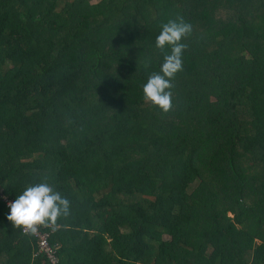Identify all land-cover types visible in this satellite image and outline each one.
Instances as JSON below:
<instances>
[{
	"label": "trees",
	"instance_id": "1",
	"mask_svg": "<svg viewBox=\"0 0 264 264\" xmlns=\"http://www.w3.org/2000/svg\"><path fill=\"white\" fill-rule=\"evenodd\" d=\"M182 18L164 113L143 99ZM47 183L58 264H264V0H0V187ZM0 202V264L34 239Z\"/></svg>",
	"mask_w": 264,
	"mask_h": 264
},
{
	"label": "clouds",
	"instance_id": "2",
	"mask_svg": "<svg viewBox=\"0 0 264 264\" xmlns=\"http://www.w3.org/2000/svg\"><path fill=\"white\" fill-rule=\"evenodd\" d=\"M192 25L182 18L170 20L161 26L155 46L170 47L159 72L152 73L143 85V99L164 113L172 108V80L182 70V54L186 45L182 39L191 34ZM7 220L26 234H34L39 225H55L61 217L70 214V202L47 183L26 186L22 194L8 203Z\"/></svg>",
	"mask_w": 264,
	"mask_h": 264
},
{
	"label": "built area",
	"instance_id": "3",
	"mask_svg": "<svg viewBox=\"0 0 264 264\" xmlns=\"http://www.w3.org/2000/svg\"><path fill=\"white\" fill-rule=\"evenodd\" d=\"M10 201H13V199L4 195L0 187V202L3 204L7 213L9 212L7 205ZM19 230L21 234L29 235L34 239V248L31 252V258L43 256L48 264H58L59 259L56 254V247L49 243V235L51 232L50 224L37 226V230L34 234H26L22 228H19Z\"/></svg>",
	"mask_w": 264,
	"mask_h": 264
}]
</instances>
